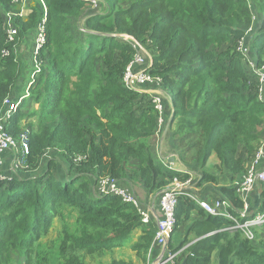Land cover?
I'll list each match as a JSON object with an SVG mask.
<instances>
[{
    "label": "trees",
    "instance_id": "trees-1",
    "mask_svg": "<svg viewBox=\"0 0 264 264\" xmlns=\"http://www.w3.org/2000/svg\"><path fill=\"white\" fill-rule=\"evenodd\" d=\"M43 1L45 43L30 71L15 47L36 32L41 5L13 16L18 34L8 43L5 16L17 10L0 0V112L6 98L19 100L7 132L28 136L24 176L0 179V264H12L11 254L22 258L18 264H89L88 257L95 264H146L155 223L144 224L120 196L99 194L98 183L107 177L142 200L137 187L153 196L191 170L199 176L201 199H227L240 218L242 200L233 183L260 143L264 102L236 46L256 16L250 43L257 65L264 64V0H101L95 11L85 0ZM80 17L82 29L73 22ZM124 36L150 52L148 70L161 78L171 101L163 103L166 137L184 170L161 159L151 142L159 113L148 93L123 84L136 52ZM4 47L8 56L1 55ZM58 157L68 162L69 175L58 172ZM210 188L215 192L206 195ZM252 194L249 214L253 198L255 211H264V183ZM56 217L61 226L48 246L42 238ZM175 220L178 235L169 247L185 246V264H212L214 254L216 264H264V234L257 233L264 224L252 228L250 240L229 228L230 219L207 213L183 194ZM126 245L137 262L103 261Z\"/></svg>",
    "mask_w": 264,
    "mask_h": 264
},
{
    "label": "built area",
    "instance_id": "built-area-1",
    "mask_svg": "<svg viewBox=\"0 0 264 264\" xmlns=\"http://www.w3.org/2000/svg\"><path fill=\"white\" fill-rule=\"evenodd\" d=\"M12 4L17 12H8L5 16L4 30L6 34V41L12 42L15 40L18 34V30L14 25V15H25L31 12L29 8L34 5L35 2L41 5L43 10L42 20L38 23L36 35L34 37V49L35 53L45 43V30L44 23L47 18V8L43 0H32L26 8L23 7L24 2L28 0H8ZM92 4H96L98 0H85ZM250 32V29L246 31L245 35L238 41L236 49L242 55V60L246 67L249 69V76L256 82V92L260 101L264 102V64L258 66L256 58L250 56L248 45L245 40V36ZM135 49V55L133 59L126 66L122 81L125 87L138 91L140 93H148L151 102L156 111L159 113L158 119V131L156 136L159 135L161 127L165 126L164 117V99L167 94L161 87V78L153 76L149 72V67L152 63L151 55L145 48L138 42L125 37ZM149 53V54H148ZM2 56H8L9 51L6 47L1 51ZM166 94V95H165ZM6 104L5 108L0 112V153L16 145L15 138L8 134L7 127L9 119L16 111L19 104V100L11 101L9 98L4 100ZM172 117V112L169 115V119ZM168 123V122H167ZM28 140V136H27ZM22 150L25 153L28 151V141L22 143ZM77 157L74 161L80 160ZM189 177L186 179L174 178L169 184L162 188L154 198H157L158 204L155 207L153 199H147L144 202L140 200L136 193L130 191L128 188L123 187L118 183L115 178H103L99 181L97 192L99 194H115L120 196L124 201L132 203L141 221L144 224H148L151 220L155 223V233L151 245L147 253L146 264H181V251L184 247L173 251L169 247V241L175 226V207L177 204V197L181 194L187 196L191 200L200 206L204 211L211 215L222 216L232 221L230 229H239L244 235L250 239H254L253 227L262 226L264 224V211H258L253 216L249 214V198L259 183H264V131L262 133L260 143L256 152L252 156L246 173L233 184L236 187V192L242 200V208L238 209L239 217L234 216L229 208L230 203L227 199H216L208 201L200 198L198 194L199 188L197 187V181L199 176L194 173H189ZM5 176L0 175V179ZM151 254V255H150Z\"/></svg>",
    "mask_w": 264,
    "mask_h": 264
},
{
    "label": "rangeland",
    "instance_id": "rangeland-1",
    "mask_svg": "<svg viewBox=\"0 0 264 264\" xmlns=\"http://www.w3.org/2000/svg\"><path fill=\"white\" fill-rule=\"evenodd\" d=\"M100 2H101V0H98L97 5L95 4L94 6L91 4L90 10H93V11L99 10L101 8ZM31 3L33 4V1L28 0V1L24 2L23 7L26 8ZM83 20H84L83 17H80V18L74 19L73 22L76 25L78 24L80 29H82ZM254 20H255V23H254L255 25L252 26L253 29H250L251 31L245 36V40H246V43L248 45V50L251 52H253L252 46L250 43L251 33H255V31H257L256 21L258 20V18L255 16ZM35 35H36V32L32 35H28L24 39L23 42H21L20 44L17 43V46L15 47V49H18V53H19V55L17 54L18 58H20V59L24 60V62L28 63V65H29L28 69L30 71L32 68L31 66H33V64L36 66L38 63L34 60V53H35L34 37H35ZM144 50L148 51V49H146V48ZM255 57H256V55H255ZM256 59H257V57H256ZM11 101H16V100H11ZM35 108H37V105H35ZM163 130H166V125L164 127H161V131L158 135L159 137L155 136L151 141L153 143L154 147L156 148L158 155H159L158 149L161 146L160 144L162 143V151H163L164 146L166 147V141H165L166 139H165L164 135H162L160 137V134H162ZM14 138L16 140V145L12 146L11 148H9L5 151H3L2 158H0V165H1L0 175H3L5 177L6 176H8V177H11V176L23 177L24 172L26 171L22 166V157L24 155V152L22 150V143L24 141L27 142V132L23 130L18 136L14 137ZM165 154H168V153H165ZM49 155H50V153L48 152V155H47L48 159L51 158V157H49ZM56 161H57V167L59 168L58 172L66 173L67 175H69V164H68V162L66 160L60 158V157L56 158ZM213 163H214V160H211L210 164H208L209 168L212 167ZM173 166H177V167L184 169V166L182 165V163L179 160L177 161V159H176L175 163L173 164ZM1 171H6V172H8V174H3V172L1 173ZM188 172L196 174L195 172H193L191 170H189ZM70 221H72V219ZM60 226H61V221L57 217L53 218L52 222H51V226H50L47 234L42 238V241L44 243H47V245L49 246L50 242L53 239L57 238ZM257 230H258L257 233L259 235L264 234V230H260V229H257ZM177 235L178 234H173V232H172L171 241H172V238L174 236L176 237ZM174 242H177V239H175ZM132 254L135 255V253L130 250L129 245H126L123 247H116L113 249L112 252H110V253L108 252V254H106L107 256H105V262L110 261L112 258L129 259V256H131ZM89 258H91V257L87 258V261L89 262V264H95V263H91L92 261ZM146 260H147V255H146ZM20 261H22V258L17 256L16 254H11L12 264H18V262H20ZM212 264H216L215 254H214L213 259H212Z\"/></svg>",
    "mask_w": 264,
    "mask_h": 264
},
{
    "label": "crops",
    "instance_id": "crops-1",
    "mask_svg": "<svg viewBox=\"0 0 264 264\" xmlns=\"http://www.w3.org/2000/svg\"><path fill=\"white\" fill-rule=\"evenodd\" d=\"M250 56L251 57H253V58H256L255 57V55L253 54V52H250ZM166 95V94H165ZM163 99H164V102L165 101H167V103H169V105H170V103H171V101H170V98H169V96L168 95H166L165 97H163ZM166 103V102H165ZM166 125V130H167V126H168V123H166L165 124ZM166 130H163V132H162V134H160V137L162 136V135H164V137H165V141H166V147L164 146V148H163V151H162V143L160 144L161 146L159 147V149H158V152L160 153V157H161V159H163L164 161H166V162H168L167 160L170 158V157H175L176 159H177V161H178V158L176 157V155H175V153H174V151H172V149H173V147H172V141H171V139L169 138V137H166ZM156 137H159V136H156ZM161 139V138H160ZM163 141V140H162ZM165 153H168V154H165ZM32 173V172H31ZM136 191H137V193H138V195L141 197V199L144 201V202H146L145 200H147V199H153V201H154V203H155V207H157V204H158V200L156 201V198H154L155 197V195H153V196H151V195H147L144 191H143V189H141L140 187H137L136 188ZM211 192H215L214 190H213V188H210V191L209 192H206L205 194L207 195L208 193H211ZM253 195H255V194H251V196H250V199H251V197L253 196ZM257 195V194H256ZM147 196V197H146ZM205 199V198H204ZM208 201H213L212 199L211 200H208ZM252 201L254 202L253 203V205H252V207H250V213H252V212H254V214L256 213V212H258V211H255V210H257L256 208H257V206L259 207V202H258V200L256 199V198H253L252 199ZM250 205V204H249ZM135 239V238H134ZM107 256V255H106ZM133 259V261L134 262H137V259H136V256L134 255V254H132L131 256H129V259ZM103 261L105 262V257H103Z\"/></svg>",
    "mask_w": 264,
    "mask_h": 264
},
{
    "label": "water",
    "instance_id": "water-1",
    "mask_svg": "<svg viewBox=\"0 0 264 264\" xmlns=\"http://www.w3.org/2000/svg\"><path fill=\"white\" fill-rule=\"evenodd\" d=\"M175 161H176V159H175V157H170L169 159H168V162L173 166V164L175 163ZM173 167H175V168H178L179 170H182V168H180V167H177V166H173ZM184 170V169H183ZM181 264H185V261H182V263Z\"/></svg>",
    "mask_w": 264,
    "mask_h": 264
},
{
    "label": "clouds",
    "instance_id": "clouds-1",
    "mask_svg": "<svg viewBox=\"0 0 264 264\" xmlns=\"http://www.w3.org/2000/svg\"><path fill=\"white\" fill-rule=\"evenodd\" d=\"M257 60V59H256ZM176 159V158H175ZM157 201V200H156ZM182 263V262H181Z\"/></svg>",
    "mask_w": 264,
    "mask_h": 264
}]
</instances>
